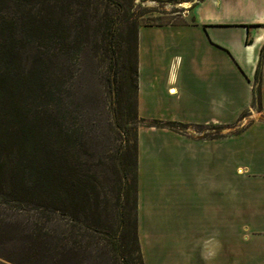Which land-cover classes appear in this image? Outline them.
I'll return each instance as SVG.
<instances>
[{
    "label": "crops",
    "instance_id": "0c3cea01",
    "mask_svg": "<svg viewBox=\"0 0 264 264\" xmlns=\"http://www.w3.org/2000/svg\"><path fill=\"white\" fill-rule=\"evenodd\" d=\"M190 11L188 22L139 26L138 114L233 123L254 101L264 0H197ZM262 53V117L223 137L159 127L138 132L145 264H264Z\"/></svg>",
    "mask_w": 264,
    "mask_h": 264
},
{
    "label": "trees",
    "instance_id": "16d2710c",
    "mask_svg": "<svg viewBox=\"0 0 264 264\" xmlns=\"http://www.w3.org/2000/svg\"><path fill=\"white\" fill-rule=\"evenodd\" d=\"M5 2L8 9H0V239L13 226L7 205L26 204L43 218L39 227H24V236L44 264H85L88 257L110 252L113 261L121 257L145 264L138 236V133L124 150L125 158L117 157V223L110 225L102 243L98 181L85 158L92 124L74 114L64 88L70 44L79 55L83 38H94L96 48V38H112L100 47L114 59L111 84L120 111L128 113L121 119L124 124L144 120L137 109V34L142 24L135 0ZM262 52L254 89L259 108ZM179 123L153 119L149 125L179 132ZM58 213L67 222L54 226ZM94 250L100 253L93 255Z\"/></svg>",
    "mask_w": 264,
    "mask_h": 264
},
{
    "label": "rangeland",
    "instance_id": "374dc122",
    "mask_svg": "<svg viewBox=\"0 0 264 264\" xmlns=\"http://www.w3.org/2000/svg\"><path fill=\"white\" fill-rule=\"evenodd\" d=\"M197 0H173L160 2L158 0H135V15L139 24H165L181 23L192 20L191 6ZM3 2V3H1ZM5 0H0V9H8ZM264 28V24H261ZM84 47L77 55L70 44V49L65 55V86L66 99L74 110V114L80 119L92 124L91 134L86 143L85 158L96 171L97 184L100 192V223L102 231L100 238L102 243L110 235V225L115 221L116 198L115 192L118 186L115 164L117 157L121 160L125 158L124 150H127L128 143L132 144L135 132H139L142 127L151 128L156 126L149 125L153 119L143 121L130 120L124 124L121 114L127 115L124 109L120 111V106L116 103L114 86V59L110 58L109 50L100 47L103 42H108L112 38H96L98 48L95 46L94 38H83ZM120 39V38H117ZM110 49V47H108ZM264 50V45L262 46ZM256 84L254 83V89ZM261 108L257 102L252 104V108L245 110L240 117L233 123L222 124L223 127H216L218 122H207L194 124L182 122L176 124L180 133L186 134L196 139H206L212 137H223L236 133L247 126L254 116L258 119L262 116ZM181 122V121H178ZM167 129V128H164ZM11 206V207H9ZM6 213L13 220V226L8 229V233L0 239V261L7 264H44L40 255H33L27 239L24 236V227H39L43 218L38 209L33 206L20 204L13 206L7 205ZM12 215V216H11ZM68 218L65 214H56L52 221L54 226L64 225ZM102 243L100 246H102ZM109 248V245H106ZM94 250L93 255L99 254ZM85 259V264H135V261L126 263L121 257L113 261V253L99 254ZM36 256V257H34ZM110 256V258H109ZM29 257L31 258L30 261ZM5 258V259H4ZM36 258V259H35Z\"/></svg>",
    "mask_w": 264,
    "mask_h": 264
}]
</instances>
